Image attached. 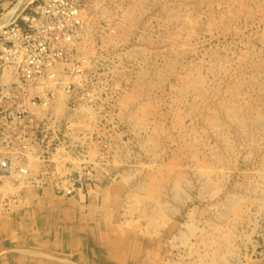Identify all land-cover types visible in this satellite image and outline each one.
Instances as JSON below:
<instances>
[{
	"label": "rangeland",
	"instance_id": "374dc122",
	"mask_svg": "<svg viewBox=\"0 0 264 264\" xmlns=\"http://www.w3.org/2000/svg\"><path fill=\"white\" fill-rule=\"evenodd\" d=\"M37 2L0 0V25ZM81 14V72L0 123V214L49 189L100 217L108 264H260L264 0H85Z\"/></svg>",
	"mask_w": 264,
	"mask_h": 264
},
{
	"label": "built area",
	"instance_id": "2783aa9c",
	"mask_svg": "<svg viewBox=\"0 0 264 264\" xmlns=\"http://www.w3.org/2000/svg\"><path fill=\"white\" fill-rule=\"evenodd\" d=\"M84 1L38 0L0 25V123L5 127L25 121L28 107L55 98L61 77L81 72L77 44ZM10 170L9 159L1 157L0 176Z\"/></svg>",
	"mask_w": 264,
	"mask_h": 264
},
{
	"label": "crops",
	"instance_id": "0c3cea01",
	"mask_svg": "<svg viewBox=\"0 0 264 264\" xmlns=\"http://www.w3.org/2000/svg\"><path fill=\"white\" fill-rule=\"evenodd\" d=\"M25 200L0 214V264H108L100 217L89 221L75 199L59 200L49 189Z\"/></svg>",
	"mask_w": 264,
	"mask_h": 264
},
{
	"label": "bare ground",
	"instance_id": "6f19581e",
	"mask_svg": "<svg viewBox=\"0 0 264 264\" xmlns=\"http://www.w3.org/2000/svg\"><path fill=\"white\" fill-rule=\"evenodd\" d=\"M18 2V1H17ZM16 6V5H15ZM15 6L12 8V10L15 8Z\"/></svg>",
	"mask_w": 264,
	"mask_h": 264
}]
</instances>
